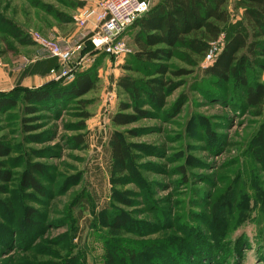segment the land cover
<instances>
[{"label":"rangeland","instance_id":"374dc122","mask_svg":"<svg viewBox=\"0 0 264 264\" xmlns=\"http://www.w3.org/2000/svg\"><path fill=\"white\" fill-rule=\"evenodd\" d=\"M102 1L0 0V91L34 88L19 74L56 46L72 50L54 69L71 71L56 85L96 74L94 89L79 98L51 97L33 113L19 102L0 113V141L10 148L0 167L12 173L0 192V264H264V164L250 153L264 117L232 81L215 84L202 71L223 36L196 66L171 58L164 78L175 85L164 103L142 98L145 113L115 126L110 115L131 103L117 78L147 76L122 68L135 50L133 25L116 39L118 53L94 48L93 24L77 26L79 9L99 10ZM180 69L190 72H171ZM111 130L129 144V172L110 171ZM29 163L42 167L39 192L22 187ZM117 217L122 226L113 228Z\"/></svg>","mask_w":264,"mask_h":264},{"label":"trees","instance_id":"16d2710c","mask_svg":"<svg viewBox=\"0 0 264 264\" xmlns=\"http://www.w3.org/2000/svg\"><path fill=\"white\" fill-rule=\"evenodd\" d=\"M133 27L136 28L132 39L135 50L122 68L145 72L147 79L119 75L116 85L128 95L131 103L119 104L120 112L110 115L113 125L128 124L140 118L145 113L138 107L142 98L161 106L165 95L175 85L164 78L170 68L167 62L177 57L189 66H196L221 36L220 51L202 71L215 84L232 81L241 89L244 102L252 114L264 117V82H261L264 75V0H233L231 7L229 0H156ZM8 29L19 42H26L14 25L8 23ZM58 64L57 57L38 59L28 66L30 70L24 69L23 75L44 76ZM171 72L183 75L190 71L180 69ZM58 81L49 79L34 88L17 87L15 91H0V113L17 106L19 102L28 113H33L51 97L67 95L79 98L94 89L96 74L87 70L78 72L70 83L58 86ZM130 106L135 113L121 112ZM79 126L84 128V122ZM75 139L79 144L84 142L83 135H77ZM106 151L111 172L122 174L132 170L130 147L122 133L116 130L109 132ZM9 152V146L0 141V156ZM250 153L258 163L264 164V118L253 135ZM41 169L40 164L29 163L21 175L22 187L39 192L41 184L35 173L41 172ZM11 177V171L0 167V192H3L2 184L10 181ZM3 202L0 198V205ZM121 218L112 221L113 228L122 226Z\"/></svg>","mask_w":264,"mask_h":264},{"label":"built area","instance_id":"2783aa9c","mask_svg":"<svg viewBox=\"0 0 264 264\" xmlns=\"http://www.w3.org/2000/svg\"><path fill=\"white\" fill-rule=\"evenodd\" d=\"M152 5V0H103L99 10L83 7L79 9L75 21L78 27H83L88 23L97 28L95 35L91 38L93 46L97 50L107 53H118L119 43L116 39L122 35L126 29L133 25L138 19L143 17ZM220 41V40H219ZM218 42V41H217ZM222 42V41H221ZM206 56L212 57L214 54L213 44ZM51 57H57L58 61H67L72 56V50L52 47ZM215 56L212 58L215 59ZM83 58V57H82ZM70 70H64L60 74H55V70H50V79L58 80L70 74Z\"/></svg>","mask_w":264,"mask_h":264},{"label":"crops","instance_id":"0c3cea01","mask_svg":"<svg viewBox=\"0 0 264 264\" xmlns=\"http://www.w3.org/2000/svg\"><path fill=\"white\" fill-rule=\"evenodd\" d=\"M36 60L32 61V63H34ZM32 63H30L29 65H31ZM26 66L27 70H30L28 69V66ZM25 68L22 69L21 73L19 74V78L21 79V84H25L27 82H31V81H34L35 83V86L34 87H38L40 86L41 84H43L46 80H49L50 79V76L49 74H46L44 76L40 75V74H27L26 76L23 75V71H24ZM4 73V69L0 68V78L2 77L3 80H5L6 76H3L2 74ZM9 78V77H8Z\"/></svg>","mask_w":264,"mask_h":264}]
</instances>
